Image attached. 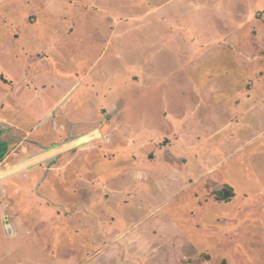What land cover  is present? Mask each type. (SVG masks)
I'll return each instance as SVG.
<instances>
[{
	"label": "rangeland",
	"instance_id": "rangeland-1",
	"mask_svg": "<svg viewBox=\"0 0 264 264\" xmlns=\"http://www.w3.org/2000/svg\"><path fill=\"white\" fill-rule=\"evenodd\" d=\"M23 60L29 75L51 70L50 87L32 104L39 112L74 79L85 88L65 95L40 122L29 138L37 147L16 150L24 137L10 126L12 152L1 166L28 169L13 184L24 182L30 201L18 207L15 223L8 214L0 264H264V100L244 113L251 99L240 88L243 79L264 82V0H0V82ZM142 60L144 72L135 67ZM59 69L65 74L53 81ZM187 74L201 81L192 85ZM210 79L216 89H202ZM91 90L84 106L92 118L80 121L76 106ZM15 101L12 111L21 106ZM192 108L198 135L189 139L214 133L204 148L213 147L219 162L210 176H193L207 152L188 150L184 179L170 167L180 162L179 145H169L159 128L173 116L166 111ZM141 110L146 118L134 125ZM42 160L40 172L29 168ZM244 191L253 193L248 200Z\"/></svg>",
	"mask_w": 264,
	"mask_h": 264
},
{
	"label": "crops",
	"instance_id": "crops-1",
	"mask_svg": "<svg viewBox=\"0 0 264 264\" xmlns=\"http://www.w3.org/2000/svg\"><path fill=\"white\" fill-rule=\"evenodd\" d=\"M39 4H40V6L45 5V3H43V2L39 3ZM69 24H70V22H69ZM74 24H76V21L74 22ZM68 33H69V31H68ZM191 37H192V35H191ZM154 39L155 38H152L151 40L154 41ZM149 40H150V38H149ZM199 40L200 39L197 36H193L191 38V41L200 42ZM215 41L220 42V38L219 39L216 38ZM142 45H144V44L142 43ZM141 47L142 46L140 45L139 48H141ZM196 47H197V52H200V50H198V45ZM151 48H152V44L149 43V45L146 47L145 51H142L146 55V58L149 56V54H146L147 50H150ZM50 49H48V50H50V51H48L50 54H53L52 50L54 49L55 56L56 57L58 56L61 58L62 53H63L62 50H60L59 48H55V47L53 49L52 48H50ZM121 51L123 52V50H121ZM36 54L38 57H41L40 60L43 62L45 53L43 51L37 50ZM122 54L123 53H121V55ZM26 55H27V53H26ZM26 55L24 53V56H26ZM247 55H248V58L250 59L251 54L250 55L247 54ZM46 56L48 58L50 57V55H46ZM146 58H145V61H146ZM145 61L142 60L141 63H138V65L136 64L135 67L137 68L138 71H142V69H143L142 64H145ZM191 64H194V63H191ZM27 67L28 66H26V63L24 60L21 61L20 65L16 64V62H13V65L7 70L8 71V78H5V80L8 79V81L0 82V224H1L0 232L2 231L1 229L6 226L5 222L8 223V214H9V216L11 215L13 217L12 220H13V223H15L14 218H20L22 216V211L19 210L18 207L24 205V202L26 200H27V202L30 201V197L28 198L29 195H26L23 192L26 189L25 186H27V185H25L24 182L22 183L21 186L13 184L16 181L22 180L23 179L22 177H24V175H27L26 173H27L28 169L25 168L27 171H25V172L23 171L24 173H22V174H17L16 171L19 170L18 166H16L15 169L9 170V171H8V167L5 169L1 166L4 162H8V152H12L10 149L11 148V144H10L11 140L8 139V137H9L8 133H9L10 126L11 127H12V125L15 126V128H13V130H12L13 135L16 136V135L21 134L20 136L24 137L22 139L23 141L20 142V144L18 145L16 150L22 146H28V147H35L36 146L37 147V144H39V141L35 140L34 143H31V141H29V138L32 135L35 136L36 133H38V129H40L39 128L40 126H38V125L40 124V122L45 121L44 119L46 118V116L53 113V110L55 109V107L59 104L60 100L65 95L70 94V97H71L73 92L77 89H80L81 86H82L81 89L85 88L83 85L80 84L81 82L79 80L76 81V79H74V82L69 87L67 92L65 94H63L61 97H59L50 109H47L44 112H39L38 111L39 107L34 108L32 104H36L37 106H39L40 103L38 101V94L40 96L41 91H43V89L46 90L50 87L48 80H51V79H48L50 76H48L47 74H50L51 70H50V68L46 69L45 67H42L39 69H35V71L32 73V75H29L30 72H29V69ZM188 68L191 69L190 64L188 65ZM142 72H144V71H142ZM53 73H55V70L53 71ZM75 73L78 74L77 72H75ZM191 73H193V72H191ZM62 74H65V73L61 72L59 69V71H56V74L54 76H52V80L54 81L55 77H57L58 80H60V78L63 77ZM190 75L191 74H189V75L187 74L184 77H185L186 81L191 80L192 85L198 84V82L201 81V80H198L196 78H191ZM191 81H190V83H191ZM210 81H211V79H210ZM242 81L243 82H241V83H243V84L240 87L241 89L244 90V93H242V96H245L247 99H251V100L245 101L246 103L244 102V104H246V108L243 110V112L248 113L255 105L257 106L258 103H261V99L264 100V91L260 93L262 97L260 95L254 94L255 91L259 89L257 83H262V86L264 89V82L257 81V80L247 82L244 79ZM214 82H216V81L213 80V81L207 83L208 84L207 87L203 86L202 89H205L206 91H208V90L211 91L213 86H214ZM216 83L218 84L219 82H216ZM50 84H52V83H50ZM139 85H140V83H139ZM93 86H95V85H93ZM100 87H102V86H100ZM149 89H151V87H149ZM213 89H216V88H213ZM95 92L98 95H103V93L102 94L99 93L98 90ZM86 95L87 96H85L83 99L84 101L82 100V102H80L79 105L76 104V105H78L76 107H80L79 113H78V115L80 116L79 117L80 121H88L90 118H92V117H90L91 116V109H89V111H88V106L85 107L84 105H86L94 96L93 91L91 90V92L90 91L87 92ZM212 95H214V94H212ZM15 99L16 100H22L20 102H17L21 106H20L19 110H17V108L16 109L14 108L15 111H12L11 109H13V104L16 103ZM69 100H70V98H69ZM69 100L67 101V103L69 102ZM197 100L200 101L201 99L199 100V98H197ZM42 102L43 101H41V103ZM85 102H86V104H85ZM198 103H200V105H201V103L204 104L205 101L202 102V100H201V102H198ZM76 109H74V110H76ZM192 109H194V108H192ZM12 112H14L15 115ZM141 112H142V110L139 111L137 113L136 117L133 118L134 120H137L136 124H134V125H137V123L140 122L139 120L146 118L145 113L142 112L143 113L142 114ZM167 112H172L173 116L170 117V119H168V120L164 119V123H165L166 127L159 128L160 129L159 131H162V129H163L164 130L163 134H165L167 137L173 139V140H170L168 138L169 145L172 146V145H174V143H176L175 144L176 147H177V145H179V149L177 148V150L175 149L174 151L178 152V154L180 156V162L178 163L179 158H176V156H174L177 159V163L170 166L171 168H173L172 169L173 174H174L173 176H175V177L180 176V177H183L184 179H189V178H187V175L189 173L188 169H190V166H189L190 162L186 156V152H188V150H190V152L194 151L195 149L198 150L197 147L198 148L202 147L203 149H206L207 156H206V159L203 158V160L198 164L197 170L193 173V176H197V175H199V176H205V175L210 176L212 173V171H210V169L212 168V166L217 167L216 165L218 164L219 161H217L216 159L213 158V156H215V150L213 147H208V148H204V147H206V145L210 139V136L214 133H211L208 137H206L202 140H198V141L196 140V143H193L194 146H192L193 144L191 143L189 137H191L193 135H198V133H196L197 131H195V132L192 131L190 126L195 122H190V121L192 120V118H194L195 120L198 119V115H197L198 111H196L194 109V111L193 110L191 112L186 111L185 113L182 112L180 114V113H174V111L171 110V111H166L165 114H167ZM140 118H142V119H140ZM152 120L155 121L154 123H158L155 118ZM152 120H150V121L152 122ZM25 122L26 123L30 122L33 124L29 127V129H26V131H20L19 132L17 127H19V126L23 127ZM188 123H189V125H188ZM224 126H226V125H224ZM185 127H186V129H185ZM149 128H150L149 132L152 130V133L154 134L156 130H154V128H151V127H149ZM53 129L51 130V133L54 131ZM21 130H23V129H21ZM136 131H137V133L138 132L140 133L138 135V137L143 135V132H141L140 130H135V132ZM185 131H190V133L184 134ZM144 133L146 134V132H144ZM52 135L51 136L54 137V135H55L54 132L52 133ZM76 135L77 134H73L72 137H75ZM87 137H91V135L90 134L84 135V136L82 135V137L80 138V139H82V143H87L92 139V138L87 139ZM176 137L178 139H175ZM10 139H12V136H10ZM83 139H87V140H83ZM69 140H73V139H69ZM215 144L216 143H214V145ZM195 145H197V146L195 147ZM25 148H27V147H25ZM70 149L71 148L65 149L64 151L67 152V151H70ZM258 149H259V147H257V149H255V151H257ZM262 151H264V150H262ZM43 152L46 153L47 151L44 150V151H41L40 153H43ZM176 152H173V153H176ZM40 153H37L35 155H38ZM32 157H34V155L28 156V158H32ZM55 158H53V160ZM25 160H28V159H25ZM53 160H51V161H53ZM42 162H43V160L37 162L36 164L34 162V164H30L31 166H29V168L34 166V170H37L36 172H40V169L44 165V164H42ZM51 169L54 170L55 166L51 167ZM251 170L253 171L252 168H251ZM19 188H20V190H18ZM260 189L264 191V187H260ZM250 194H253L252 191H248V192L244 191V199L248 200ZM42 196H45L44 193H42ZM236 197H237V193L235 192L234 198H236ZM5 200L8 201L7 205H6V203L4 205ZM0 241H2V240H0ZM20 243H21V241H20Z\"/></svg>",
	"mask_w": 264,
	"mask_h": 264
},
{
	"label": "bare ground",
	"instance_id": "bare-ground-1",
	"mask_svg": "<svg viewBox=\"0 0 264 264\" xmlns=\"http://www.w3.org/2000/svg\"><path fill=\"white\" fill-rule=\"evenodd\" d=\"M91 137H87V139H90ZM87 139H83V140H87ZM80 141H82V139H80Z\"/></svg>",
	"mask_w": 264,
	"mask_h": 264
}]
</instances>
